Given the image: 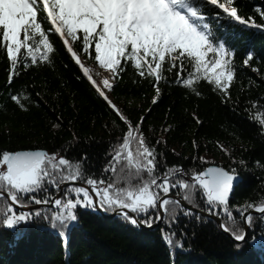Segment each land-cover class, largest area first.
Returning <instances> with one entry per match:
<instances>
[{
    "label": "snow or ice",
    "instance_id": "obj_1",
    "mask_svg": "<svg viewBox=\"0 0 264 264\" xmlns=\"http://www.w3.org/2000/svg\"><path fill=\"white\" fill-rule=\"evenodd\" d=\"M260 14L259 24L254 17L240 15L234 0H0V47L9 61V86L14 87L21 69L41 63L54 66L59 38L78 66V78L86 79L106 103L120 122L114 121L113 127L121 132L106 154L99 179L86 176V156L74 162L59 152L4 151L0 155V227L15 230L42 221L65 236L70 223L78 221L77 209L81 207L114 212L134 226L143 223L151 227L165 218L179 223L180 215H200L193 210L199 207V192L209 215L223 211L230 222L222 224V229L237 242L246 241L248 230L255 231L254 214L264 223V199L230 208L235 169L207 167L194 171L191 181L185 179L188 172L182 166L169 165L157 151L166 141L146 134V116L132 119L109 93L121 74L131 68L139 80L155 89L153 105L160 99L161 83L182 85L200 95V82H206L223 103H235L230 95L235 50L226 31L216 35L220 26L213 22L226 17L246 27L264 29V9ZM73 42L81 47L74 48ZM81 52L94 64L86 65ZM253 56L249 52L243 65L251 66ZM186 64L191 70L185 75ZM35 95L39 106L42 92ZM9 99L24 111L33 103L25 87L15 89ZM253 118L264 131V111H256ZM52 126L55 130L62 127L59 122ZM193 145L200 147L196 141ZM220 147L231 159V150ZM196 159L207 163L205 157ZM79 180H85L87 187L76 186ZM51 189L62 195L52 196ZM34 205H42L45 211L30 207ZM172 235L165 236L169 244ZM252 239L256 241L255 236ZM177 246H182V241Z\"/></svg>",
    "mask_w": 264,
    "mask_h": 264
},
{
    "label": "trees",
    "instance_id": "obj_2",
    "mask_svg": "<svg viewBox=\"0 0 264 264\" xmlns=\"http://www.w3.org/2000/svg\"><path fill=\"white\" fill-rule=\"evenodd\" d=\"M234 4L240 15L262 22L264 0H234ZM213 23L220 26L216 35L226 31L235 50L236 72L230 87L235 103H223L206 82H200V95L182 85L161 83L160 99L153 105L155 89L139 80L131 68L121 74L109 96L132 119L146 116V134L166 141L157 151L164 154L169 165L182 166L188 172L185 179L191 181L194 171L209 166L235 169L240 179L230 194V208L235 209L264 199V131L253 118L256 111H264V29L246 27L226 17ZM55 46L54 66L41 63L21 69L14 87L8 84L9 61L0 47V155L4 151L42 150L59 152L74 162L86 156V176L99 179L107 163L106 154L121 135L113 122H120L90 83L78 78V66L59 38ZM73 46L81 47L78 42ZM249 52L254 56L251 66H245L243 60ZM80 55L87 64H94L82 52ZM190 70L186 64L185 75ZM22 87L33 97L27 111L9 99L10 93ZM36 92L43 95L39 106ZM252 101L258 104L253 106ZM53 122L62 127L53 129ZM221 145L231 150V159ZM197 156L205 157L207 163ZM76 182L86 185L85 180ZM180 191L182 194L183 189ZM56 193L51 189L52 196ZM196 203L198 208L191 206L208 213L202 193H197ZM77 216L78 221L64 230L65 236L42 221L15 230L0 227V264H264V223L259 216H254L255 231L249 229L248 238L241 244L199 216L180 215L179 223L165 218L152 230L137 228L124 218H103L82 207L77 209ZM214 216L230 224L223 211ZM240 226L243 228L242 222ZM170 232L174 233L172 244L165 239ZM181 241L182 246H177Z\"/></svg>",
    "mask_w": 264,
    "mask_h": 264
},
{
    "label": "water",
    "instance_id": "obj_3",
    "mask_svg": "<svg viewBox=\"0 0 264 264\" xmlns=\"http://www.w3.org/2000/svg\"><path fill=\"white\" fill-rule=\"evenodd\" d=\"M209 167H216V166H209ZM239 182H240V179L237 177V179H236L235 182H234V186H235L237 183H239ZM75 184H76V186H85V187H87L86 185H83V184H79V183H75ZM66 186H67V183H66V184H62V185H61V188L63 189V188H65ZM57 195H62V192H61V193H58ZM57 195H56V196H57ZM30 207L39 208V209H44V207H43L42 205H34V206H30ZM188 207H192V206L188 205ZM22 210H26V209H22ZM193 210H194L195 212L199 213V214H200V215H199L200 217H202V218H204V219H206V220L212 221V222H214L216 225H218L219 228L222 230V232H223L225 235H227L228 237H230V238L233 240V242H235V244H240V243H242V242H237L235 239H233V237L230 235L229 232H226V231H224V230L222 229V227H221L222 222H221V220H220L219 218H217V217H215V216H212V215L205 214V213H203V212H201V211H199V210H196L195 208H193ZM96 211H97L98 214L102 213L101 210H96ZM118 216H119L118 214H116V213L113 212L109 217H110V218H115V217H118ZM254 216H258V215H255V214H254ZM160 222H161V220L155 222L153 225H151V227H146L145 229H146V230H151V229H153L154 227L159 226ZM242 225H243V227H244V224H243V223H242ZM138 227L143 228V225L140 224V225H138ZM248 231H249V230H248Z\"/></svg>",
    "mask_w": 264,
    "mask_h": 264
},
{
    "label": "rangeland",
    "instance_id": "obj_4",
    "mask_svg": "<svg viewBox=\"0 0 264 264\" xmlns=\"http://www.w3.org/2000/svg\"><path fill=\"white\" fill-rule=\"evenodd\" d=\"M84 63H85L86 65H88L85 61H84ZM96 70H97V71H100L99 68H96ZM95 78L98 79V77H95ZM263 244H264V243H263Z\"/></svg>",
    "mask_w": 264,
    "mask_h": 264
}]
</instances>
